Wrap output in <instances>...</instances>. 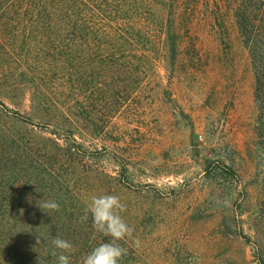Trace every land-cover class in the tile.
<instances>
[{"label": "rangeland", "instance_id": "obj_1", "mask_svg": "<svg viewBox=\"0 0 264 264\" xmlns=\"http://www.w3.org/2000/svg\"><path fill=\"white\" fill-rule=\"evenodd\" d=\"M188 2L176 61L160 35L141 70L69 50L54 7H0V264H58L57 234L82 264L111 240L81 219L93 195L125 205L118 264H264V98L237 2Z\"/></svg>", "mask_w": 264, "mask_h": 264}, {"label": "trees", "instance_id": "obj_2", "mask_svg": "<svg viewBox=\"0 0 264 264\" xmlns=\"http://www.w3.org/2000/svg\"><path fill=\"white\" fill-rule=\"evenodd\" d=\"M189 0H169L174 15L165 19L158 15V21L149 25V12L157 7H166L168 0H0V7L26 10L25 15L33 17L35 11L47 8L55 10L62 22L69 25V31L61 32L60 43L68 37L69 50L79 49L94 59L129 58L125 68L145 69L150 42L157 36L162 40L164 52L176 61L181 49L180 33L176 29L177 17L182 16ZM201 0H192L197 6ZM234 17L238 30L248 50L256 72V96L264 98V0H236ZM16 10V11H17ZM155 15H152L154 17ZM60 21V20H59ZM157 22V23H156ZM66 32V33H65ZM63 38V39H62ZM67 43V42H66ZM79 43V44H78ZM157 43V41H156ZM153 44V47L157 44ZM57 49L59 47L57 46Z\"/></svg>", "mask_w": 264, "mask_h": 264}, {"label": "clouds", "instance_id": "obj_3", "mask_svg": "<svg viewBox=\"0 0 264 264\" xmlns=\"http://www.w3.org/2000/svg\"><path fill=\"white\" fill-rule=\"evenodd\" d=\"M41 209L58 210L59 205L55 202L45 201L39 204ZM125 210V205L116 195H101L91 197L90 204L84 210L82 220H86L88 213L93 218V228L107 237H111L109 242L101 243L88 253L82 260V264H118V262L127 254V249L119 243L126 237L133 236V229L125 222L120 212ZM23 212V210H21ZM37 244L41 243L40 236L37 237ZM134 243L139 246V239ZM53 251L51 256L56 257L58 264H70V258L67 253L71 252L74 245L59 234L52 239ZM36 264H48L46 258L37 257Z\"/></svg>", "mask_w": 264, "mask_h": 264}]
</instances>
